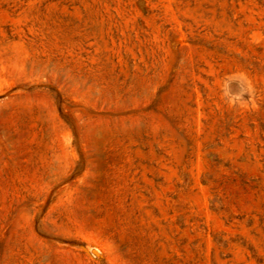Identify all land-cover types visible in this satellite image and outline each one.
<instances>
[{"label": "rangeland", "instance_id": "374dc122", "mask_svg": "<svg viewBox=\"0 0 264 264\" xmlns=\"http://www.w3.org/2000/svg\"><path fill=\"white\" fill-rule=\"evenodd\" d=\"M0 264H264V0H0Z\"/></svg>", "mask_w": 264, "mask_h": 264}, {"label": "clouds", "instance_id": "9594fccd", "mask_svg": "<svg viewBox=\"0 0 264 264\" xmlns=\"http://www.w3.org/2000/svg\"><path fill=\"white\" fill-rule=\"evenodd\" d=\"M245 91H250V89H246ZM229 103H236L240 104L244 100V95L243 94H232L229 96Z\"/></svg>", "mask_w": 264, "mask_h": 264}]
</instances>
